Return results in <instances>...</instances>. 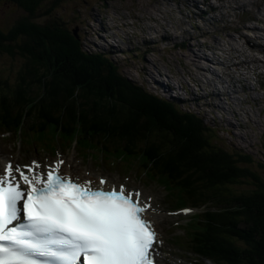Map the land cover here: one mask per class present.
I'll return each mask as SVG.
<instances>
[{
  "label": "trees",
  "instance_id": "1",
  "mask_svg": "<svg viewBox=\"0 0 264 264\" xmlns=\"http://www.w3.org/2000/svg\"><path fill=\"white\" fill-rule=\"evenodd\" d=\"M13 1L24 11L11 28L5 30L0 24V53H7L11 57L19 55L25 60L20 61V68L12 83L9 78L0 76V129L9 131L12 128V116L6 112L7 109L2 111L4 105L10 109L8 104L16 96L22 101L23 96L31 94H34L33 99L41 96L40 100H45L48 107L58 105L64 110L80 105L99 112L100 117L101 112L105 111L108 116L121 120L120 123L127 126L125 130L133 136L147 137L151 129H157L163 134L159 138L164 139L157 143L165 147L170 163L182 168L197 163V168L194 167L198 174H206L216 185L229 184L222 195L210 203L212 210L207 220L208 225L212 222L211 226L215 228L212 237L217 238V245L203 238L207 227L201 221H195L192 236L198 253L205 256L203 252L208 251L212 257L217 254L224 260L223 264H264V178L257 174H254V178L246 166L239 165L240 157H234L212 144L214 132L205 127L202 119L185 115L187 113L180 114L169 103L143 94L132 81L121 75L115 78V67L96 60L99 55L84 54L77 35L69 29L68 23L60 18L45 25L31 20L30 16H35L38 11L51 14L56 9L54 4H49L51 8L46 9L48 5L45 2L50 3V0ZM59 1L55 0L54 3ZM50 60L52 66L56 67L55 72L49 68ZM78 83L85 85L80 89L84 96L76 90ZM103 92L109 99L107 102ZM91 93L92 96H89ZM75 96L81 103L77 99L68 103ZM105 104H111L114 108L104 107ZM39 117L46 122L41 114ZM153 145L156 143L153 142ZM233 183L234 186L248 187L243 193L238 191L239 196H234ZM211 191L213 189L202 187L199 192L205 195ZM230 195L231 202L227 200ZM236 215L241 218L237 224ZM236 237L245 241L243 247L238 248L232 243L230 239ZM201 238L200 247L198 242Z\"/></svg>",
  "mask_w": 264,
  "mask_h": 264
},
{
  "label": "snow or ice",
  "instance_id": "2",
  "mask_svg": "<svg viewBox=\"0 0 264 264\" xmlns=\"http://www.w3.org/2000/svg\"><path fill=\"white\" fill-rule=\"evenodd\" d=\"M62 163L0 167V264H160L158 233L143 218L159 210L123 185L62 175Z\"/></svg>",
  "mask_w": 264,
  "mask_h": 264
},
{
  "label": "rangeland",
  "instance_id": "3",
  "mask_svg": "<svg viewBox=\"0 0 264 264\" xmlns=\"http://www.w3.org/2000/svg\"><path fill=\"white\" fill-rule=\"evenodd\" d=\"M25 1H27V0H25ZM51 1L52 0H50V2ZM156 1H152V0H64L62 2L63 5H59L55 10L51 11V14H43V13H40L41 11H38L39 13L35 14V16H30V19L34 20L37 23H49V22L51 23L55 18H59L58 16H60V19H62L63 21L68 23V26L70 29H73L75 27L78 30L84 32V29L81 28L80 23H86L87 21H89V23L91 25L94 24L96 21L99 24H101L100 23V21H101L102 24L104 25V27H109V25L107 24V23H109V21L107 20V17H106L107 15L104 12L105 8H109L111 11L110 15H112L115 19L119 18L120 22L123 23L124 25H134L135 24V22L131 23V22L127 21L128 16L135 19L134 15H136L139 17V19L135 20V21H140L143 14H149V13L157 14V16L160 17V19H161V23L159 25L160 27L153 25V27L148 26V27H145L144 29L139 27L136 29L130 28L128 30L129 31L128 33L130 35L140 33V38L133 40V42L135 43V46L137 48H140V50L130 49L131 51H128L129 50L128 48H132L131 41H129V43L125 42V43L121 44L120 42L116 41V39L114 37H108L107 38L108 41L102 45L103 40H97V42H96L97 34H95V36H90L91 41L93 43L96 42V44L93 45L94 50L104 52V53H108L109 56L117 64H119L114 71V74H115L114 77L115 78L119 77V74H117L119 72V73H122V75H124L122 77H124L130 81L136 82L137 80L145 79L146 87H148V84H153L152 79H154V78H156V80H158L160 82H168L170 80V78L162 70V66H164L165 63H164V61L162 62L163 59H162V53H160V50L163 49L167 52L168 51L169 52L176 51L177 47H178V43H180L182 41L181 39H176V38H174L173 40H167V39L161 37V35L163 33H167L166 26L168 23H170L172 25V28H174V20H173V18L168 19L169 14L166 10H164V12H162V13L161 12L158 13V10L161 7L165 9L166 5L169 4L171 10L172 11L175 10L177 12L178 3H184L187 6V10H188V14H189L190 13L189 5L192 4V2L190 0H156ZM196 1H197V4H196L195 11L202 12V10L207 9L208 11L204 13V18L210 20L213 23L212 28H209V39H207V37H206L204 40L205 41L208 40L209 44L214 45L215 43H217L219 46H221V48L224 50L222 53H224V54L217 53V55L221 59H224V55L226 53H228L229 50L232 48L236 49L235 53H237L238 55H241V57H243L245 54H248V50H245V43L247 44V46L249 47L250 50H254L251 48L249 43L245 41V39L247 40V37H248L246 34L243 35L242 37L240 36L242 34H240L239 35L240 39H239L235 32H229V31H226L224 29L225 24L229 23V21L224 16H222L223 9L217 7L216 4L214 3V1L211 0L208 3H204L203 0H196ZM196 1L193 0V3H196ZM236 3H237L238 8L242 7L240 2H236ZM45 4H47L49 6L50 3L45 2ZM157 6H159L160 8L157 9ZM17 8H18L17 4L13 0H0V24L4 27L5 30L16 25V21H17L19 15H22V11H24V10L20 7L18 9ZM99 8H100V10H98ZM122 8H123V10H122ZM179 8H180V11L184 12V6L182 4H179ZM211 8H213V9H211ZM210 10H211V12H210ZM231 12H233V11H230V13ZM224 14L229 15V14H227V12H224ZM179 16H180V13L177 16V18ZM250 16H251V14L248 15V18H251ZM97 17L99 18V20L96 19ZM234 22L237 23V21H234ZM5 25H7V26H5ZM43 25H45V24H43ZM231 26L234 27L235 29H239V26H237V25H231ZM263 26H264V24H263ZM96 27H97V24L95 26H93V28H96ZM158 28H161L160 37L155 35V31ZM85 34L88 36V41H89V35L87 33H85ZM258 34L259 33H257L256 35H258ZM168 35H170V34H168ZM248 38L254 39L255 37H253V38L248 37ZM142 39L146 43H143ZM157 39H159L157 44H153ZM108 44L113 45V47H117L118 45H121L123 47L124 52L114 54L108 50L109 49V47L107 46ZM151 45H156V46L151 47ZM239 45L241 46V50H240L241 53H239V51H237V47ZM144 46L150 47L149 50L145 51V53L143 52V50L141 48V47L144 48ZM197 47L200 49V46H197ZM107 50L109 52H107ZM139 53H142L141 56L138 58H135L136 55H140ZM180 53L181 54L179 55V62H180L181 67L183 69H185L186 65L191 61L192 56H195V54L189 55L188 53H191L189 51V48H187L184 52H180ZM237 54H232L234 60H237V56H238ZM246 57L250 60V65L253 66L255 69H258L260 67V63H259V61H257L256 56H254L252 54H248ZM20 60H21V57L19 55H16L15 57L11 58L5 53H1L0 54V76L1 77L3 76L5 79L9 78L11 81L10 83H12L15 79V76H16L18 69L20 68ZM232 65L237 66V64H232ZM140 66L144 67V69L146 71V77L145 78L143 76L139 75L138 73H135V71L138 68H140ZM49 68L54 72V70L51 67H49ZM55 69H56V67H55ZM202 74H203V72L200 69L196 70L197 79H199V77ZM146 80H149V81H146ZM210 82L215 84L216 90L223 88V86L220 87L216 83V81L214 80L213 77H212V79H210ZM241 82H239V83H241ZM137 83H139V82H137ZM81 87H85V85L83 83L82 84L78 83L76 90L80 92L79 95H83L81 90H80ZM175 88H176V86H175ZM244 89H245V85H243L242 90H244ZM206 90L207 89H204L202 91L205 92ZM104 93L105 92H103L102 95ZM105 95H103V96L105 98V101L107 102V100H109V99ZM89 96H92V93L89 94ZM77 98L78 97H76V96L74 98L71 97V99L68 100V103L71 100H75ZM77 101H78V103H81L78 99H77ZM108 103H111V101H108ZM105 105L106 106H104V107L114 108V106H112V105H107V104H105ZM207 106H210V105L206 101L203 103L201 102V104H200V108L204 111H205V108ZM75 108L80 109V110L84 109L83 107H80V105L75 107ZM227 113H228V111H227ZM108 115L109 114L106 113V114H102V116L100 117L99 114H97V117H94L93 120H94V124H95L94 128L96 126L101 127V129H100L101 132L98 129H96V131L100 132V133H94L96 140L102 142L103 150L109 155L112 153V145L114 144L115 141L118 143L120 142V143H122V145H125V146L132 145L131 138L133 137V135L128 134L129 132H127V131L125 132L124 128L126 129L127 126L125 124H121L120 123L121 120H117L115 116L111 117ZM229 116L231 117L230 114H229ZM243 117H244V115H242V113L239 112L236 118H231V119L235 124H237V122L241 121L243 119ZM111 119H113V120H111ZM258 121H259L258 124L256 123V128H257L256 130H252L251 127H248L246 124L242 123L240 127L238 126L235 129V133L238 135L237 145L239 147L243 148L244 150L253 153L255 159L261 158L262 161L264 162V155L261 152H258L257 157H256V153H255L256 148H257V145H256L257 144V137L261 136L260 135L261 130L259 128L264 125L263 118H260V120H258ZM29 125L34 126V124L32 125L31 122H29ZM249 125L251 126V122L249 123ZM37 126H38V124H37ZM41 128L43 130H46L47 127L43 126ZM227 128H229V127H227ZM116 129H121L123 132H120ZM230 129L233 130L234 127H230L229 130ZM88 132H90V131H88ZM91 132H94V129H92ZM159 135H163V134L161 132H158L157 129H154V130L151 129L150 132L146 136L151 141H153L154 143L157 144L158 141L164 140V139L159 138ZM218 135L220 138H223V140L218 139L219 141H217V143L219 145L226 146V149L232 148V146L229 144L230 137L227 135V133L219 132ZM247 138L252 140L251 145L247 144V141H246ZM260 165H263V167H261ZM250 166L252 168H254L256 170V172H259V173L264 172V163L254 161L251 163ZM247 187H248L247 185L239 186V184H238V186H232L231 187L232 192H233L232 194L234 196H239L237 194L238 191H241L243 193V190L246 189ZM225 196L226 195L224 194L223 197H225ZM227 200L229 202L232 201L231 195L227 197ZM231 205H233V204H231ZM197 211H199V209H197ZM176 218L177 217H174V219H176ZM239 221H240V217H238V221L235 223L237 224V223H239ZM163 222L168 223L169 220L166 219ZM164 226H166V225H164ZM184 230H186V229H184ZM232 241L234 242V245L238 248H241L244 246L243 241H241L237 238H232ZM182 263L185 264L184 262H182Z\"/></svg>",
  "mask_w": 264,
  "mask_h": 264
},
{
  "label": "bare ground",
  "instance_id": "4",
  "mask_svg": "<svg viewBox=\"0 0 264 264\" xmlns=\"http://www.w3.org/2000/svg\"><path fill=\"white\" fill-rule=\"evenodd\" d=\"M240 2V4L242 5V7H240V8H238L239 10L241 9V8H243V2H241V1H239ZM260 2L262 3V2H264V0H260ZM237 4V3H236ZM251 14V16L250 17H254V18H256L255 17V15H252V13H250ZM174 20V28L173 29H169L168 31H167V33H164L161 37L162 38H165V39H167V40H173L174 39V36H175V34H176V28H178L179 26H181V25H183L185 22H186V20H187V16L185 15V12H182V11H180V16L175 20V19H173ZM234 21H237V23H239V20H234ZM237 26H239V25H237ZM192 27L195 29V27H194V25L192 24ZM240 27V26H239ZM168 34H170V35H168ZM173 35V36H172ZM245 35V34H244ZM241 37L243 36V35H240ZM248 37H255L254 39H251V38H248ZM247 37V40L245 39V41L246 42H248L249 43V45L251 46V48L252 49H254V50H257V51H259L260 53H262L263 54V56H264V45L262 44V43H260V41L259 40H261L262 38H264V32L263 33H259L258 35H256V36H252V35H249ZM190 39H192L193 41L195 40V35H193V34H191V38ZM189 39V40H190ZM159 41V39H157L153 44H157V42ZM151 43V42H150ZM185 43H191V42H188V40H186V41H184V40H182L180 43H178V47H184L185 46ZM196 46H199V45H196ZM238 51V50H237ZM143 52H144V50H143ZM145 53V52H144ZM243 53V52H242ZM249 54V53H248ZM248 54H245L244 55V57H246ZM253 55V54H252ZM255 56V55H254ZM208 56H206L205 58H207ZM240 58H241V56H240ZM257 59V61H259V63H260V67L258 68V69H260V68H262V67H264V58H263V60H259L258 58H256ZM241 62H242V64L244 65V68H248L249 66H250V60L249 59H245V60H241ZM233 64H237L238 65V63H233ZM233 67H235V68H237V66H233ZM203 75V74H202ZM216 75V77H218V78H221L220 77V75L219 74H215ZM212 79V78H211ZM215 80V79H214ZM183 89V88H182ZM200 89L201 90H204V89H207V90H211V89H215V84L214 83H212V82H210L209 81V83H208V86H204V85H201V87H200ZM236 89V88H235ZM246 90V91H245ZM186 91V90H185ZM187 91H189V90H187ZM243 91H245V93L246 94H251L252 93V91H253V88H252V86L249 84V86H248V88L246 89V87H245V89L243 90ZM131 121V120H130ZM129 126V125H128ZM99 129V131L101 132V127H99L98 128ZM132 131V130H131ZM125 133V132H124ZM123 133V134H124ZM129 134V133H128ZM132 135V134H131ZM126 159V158H125ZM156 215V214H155ZM156 221H159L160 219H162V220H165V216L164 215H162V214H160V216H158V215H156V217H153Z\"/></svg>",
  "mask_w": 264,
  "mask_h": 264
},
{
  "label": "water",
  "instance_id": "5",
  "mask_svg": "<svg viewBox=\"0 0 264 264\" xmlns=\"http://www.w3.org/2000/svg\"><path fill=\"white\" fill-rule=\"evenodd\" d=\"M131 167H132V166H131ZM133 169H134V167H133ZM164 230H166V229H164ZM167 230H168L170 233L175 234V231H174V230H171V229H169V228H167Z\"/></svg>",
  "mask_w": 264,
  "mask_h": 264
},
{
  "label": "clouds",
  "instance_id": "6",
  "mask_svg": "<svg viewBox=\"0 0 264 264\" xmlns=\"http://www.w3.org/2000/svg\"><path fill=\"white\" fill-rule=\"evenodd\" d=\"M5 54H7V53H5ZM11 56V55H10Z\"/></svg>",
  "mask_w": 264,
  "mask_h": 264
}]
</instances>
